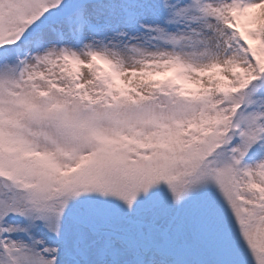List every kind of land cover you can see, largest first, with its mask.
I'll list each match as a JSON object with an SVG mask.
<instances>
[{
	"label": "snow or ice",
	"instance_id": "snow-or-ice-1",
	"mask_svg": "<svg viewBox=\"0 0 264 264\" xmlns=\"http://www.w3.org/2000/svg\"><path fill=\"white\" fill-rule=\"evenodd\" d=\"M0 264H264V0H0Z\"/></svg>",
	"mask_w": 264,
	"mask_h": 264
}]
</instances>
